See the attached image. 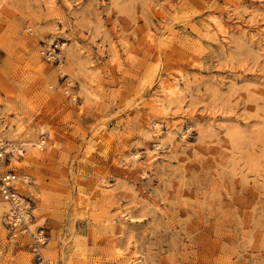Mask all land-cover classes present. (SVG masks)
<instances>
[{"label": "rangeland", "instance_id": "rangeland-1", "mask_svg": "<svg viewBox=\"0 0 264 264\" xmlns=\"http://www.w3.org/2000/svg\"><path fill=\"white\" fill-rule=\"evenodd\" d=\"M0 139L48 264H264V0H0Z\"/></svg>", "mask_w": 264, "mask_h": 264}, {"label": "built area", "instance_id": "built-area-1", "mask_svg": "<svg viewBox=\"0 0 264 264\" xmlns=\"http://www.w3.org/2000/svg\"><path fill=\"white\" fill-rule=\"evenodd\" d=\"M15 154L17 153L13 150L12 145L7 140L0 139V201L7 204L4 225L8 231L9 239L14 242H17L18 237L28 234L30 237L28 248L37 264H48L42 252V247L48 241V235L43 226H39L34 231L31 230L29 226L32 218L30 203L19 192L16 185L17 176L10 168Z\"/></svg>", "mask_w": 264, "mask_h": 264}, {"label": "bare ground", "instance_id": "bare-ground-1", "mask_svg": "<svg viewBox=\"0 0 264 264\" xmlns=\"http://www.w3.org/2000/svg\"><path fill=\"white\" fill-rule=\"evenodd\" d=\"M170 129V128H169ZM11 144V143H10ZM22 146H26V144H22ZM22 146L21 145H19V146H15V145H12V147H13V150L17 153V154H15V156L12 158V161H13V159H15V158H20L21 156H22V152H23V148H22ZM28 146V145H27ZM18 147H21V148H18ZM19 154H21L20 156H18ZM134 157L136 158L137 157V155L135 154L134 155ZM17 180H18V177H17V179H16V185H17ZM20 183V182H19ZM17 188H18V185H17ZM21 193V192H20ZM0 202H3V201H0ZM3 203H5V202H3ZM6 204V203H5ZM6 208H7V204H6ZM10 242V241H9Z\"/></svg>", "mask_w": 264, "mask_h": 264}]
</instances>
